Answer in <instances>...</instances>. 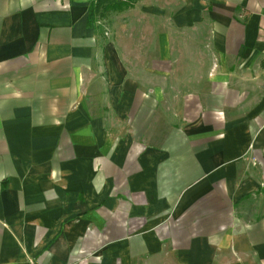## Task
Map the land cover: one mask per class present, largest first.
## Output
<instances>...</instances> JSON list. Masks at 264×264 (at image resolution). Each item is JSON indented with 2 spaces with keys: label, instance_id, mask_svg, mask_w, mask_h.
Returning <instances> with one entry per match:
<instances>
[{
  "label": "crops",
  "instance_id": "1",
  "mask_svg": "<svg viewBox=\"0 0 264 264\" xmlns=\"http://www.w3.org/2000/svg\"><path fill=\"white\" fill-rule=\"evenodd\" d=\"M96 1L0 0V264H264V0Z\"/></svg>",
  "mask_w": 264,
  "mask_h": 264
},
{
  "label": "trees",
  "instance_id": "2",
  "mask_svg": "<svg viewBox=\"0 0 264 264\" xmlns=\"http://www.w3.org/2000/svg\"><path fill=\"white\" fill-rule=\"evenodd\" d=\"M139 0L115 1L97 0L92 6L89 14V23L98 19H103L110 11H119L130 8Z\"/></svg>",
  "mask_w": 264,
  "mask_h": 264
}]
</instances>
